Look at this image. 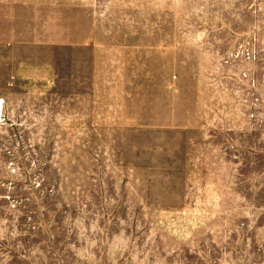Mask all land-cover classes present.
<instances>
[{"label": "rangeland", "instance_id": "374dc122", "mask_svg": "<svg viewBox=\"0 0 264 264\" xmlns=\"http://www.w3.org/2000/svg\"><path fill=\"white\" fill-rule=\"evenodd\" d=\"M0 264H264V0H0Z\"/></svg>", "mask_w": 264, "mask_h": 264}, {"label": "bare ground", "instance_id": "6f19581e", "mask_svg": "<svg viewBox=\"0 0 264 264\" xmlns=\"http://www.w3.org/2000/svg\"><path fill=\"white\" fill-rule=\"evenodd\" d=\"M0 111H1V105H0Z\"/></svg>", "mask_w": 264, "mask_h": 264}]
</instances>
